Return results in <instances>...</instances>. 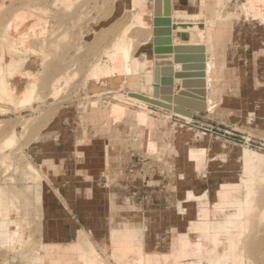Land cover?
<instances>
[{
  "label": "rangeland",
  "instance_id": "obj_1",
  "mask_svg": "<svg viewBox=\"0 0 264 264\" xmlns=\"http://www.w3.org/2000/svg\"><path fill=\"white\" fill-rule=\"evenodd\" d=\"M155 2L0 0V45L18 39L8 62H38L30 101L0 99V264H172L181 248L192 252L187 231L204 219L198 204L215 202L224 183L242 180L246 149L264 157V21L249 0H211L209 17L204 0H169V18L201 16L209 29L210 107L190 122L129 96L153 98L147 83L124 78L109 87L99 80L97 92L87 88L94 68L112 64L122 37L130 68L153 55L154 25L144 28L135 16L141 9L154 22ZM161 7L164 15L165 0ZM24 21L27 33L13 34ZM181 33L188 42L196 31ZM140 110L153 125L140 123ZM191 149L204 150L205 160L191 159ZM258 175L264 180V167ZM262 183L256 218H249L256 222L246 234L238 230L242 264H264ZM118 227L134 235L124 257L110 241Z\"/></svg>",
  "mask_w": 264,
  "mask_h": 264
},
{
  "label": "bare ground",
  "instance_id": "obj_2",
  "mask_svg": "<svg viewBox=\"0 0 264 264\" xmlns=\"http://www.w3.org/2000/svg\"><path fill=\"white\" fill-rule=\"evenodd\" d=\"M67 1H69V0H65V2H67ZM249 3L251 4L252 9L256 12V14H257L256 16H259L262 19V21H264V0H249ZM155 4H156V2H155ZM203 4H204V13L206 15L208 14V17H209L210 16L209 14H211L213 9H214V7H213L214 3H212L211 0H204ZM120 5H121V3H120ZM69 7H70V5L67 6L68 9H69ZM159 10H160L159 11L160 17L165 18L163 15V12H162L161 1H160ZM23 14L25 16V13H23ZM154 14H155V16H154V20H155V18H157L156 6L154 8ZM3 17H4V15H3ZM135 18H136V22L140 26H143L144 28H150V27H153V25H154L152 16L147 14L144 10L140 9L139 12L136 14ZM182 18H185L186 20L182 19ZM188 18H197V19L191 20ZM30 21H27V22L24 21L25 23L22 26L23 28L22 27L17 28V29L15 28L14 32L12 31L13 34L15 32H16V34L19 32L21 33L23 31V29L25 32L26 31L25 29L28 27ZM33 21H35V20H33ZM170 21H171V23H170V26L168 27L170 29V33H169V35L164 36L163 39H161V40H164V41L170 40V46H172L174 49L172 58H174V56L176 57V56H187V55L193 56V57H197V56L199 57L202 55L204 57V61H203L204 75H203V77L200 78V77L195 75V77L190 79L192 82H198V80H203V87L198 88V89H193L191 91L188 90L189 93L186 96H183V99L186 101L205 104L206 107L208 106L207 110L205 108V112H207L209 110L210 101H211L210 97H209V95H207V93H209L208 92L209 91V85L212 82L210 74L208 72V70L210 68L209 61H211V59L209 58L207 48L204 45L205 42H207L209 39L208 26L203 25L204 20H203V17H201V16L173 17V18H170ZM19 22H21V21H19ZM17 23H18V21H17ZM36 24H37V22H36ZM154 29H155V26H154ZM6 30H7V28H6ZM181 31H196V33L195 34L192 33L194 35L190 36V41L185 42L181 38V34H182ZM26 33H27V31H26ZM22 34H24V33L22 32ZM21 35H19V36H21ZM11 37H12V34H11ZM15 37H16V35H15ZM10 39L11 38H9L8 40H5L7 42V44H8V41H10ZM195 39H198L197 42H195ZM153 40H154L153 55L152 56L147 55V58L144 59L143 62L135 63L132 68H130L127 65V59L129 57V52H130V49H129L130 43L127 40H125L123 37L121 39H119L118 41H116V43L112 47H114V50H118V51L114 53L113 59H112V56H109L110 57L109 61L112 60V64L110 66H105V67L97 66L96 70L94 68V71L92 72V74H90L89 78L87 79L88 80L87 84H86L87 88H89L93 92H97V90H98L97 81H99V80L105 82V84L109 87H117L119 85L120 81H122L124 78L126 81L127 80L126 78H129L132 81V83H134V84H139V81H140L141 85L142 84L144 85L147 83V85H149V87H150L149 92H150L151 96L154 98V88L156 86H160V85H157L155 83V71L157 68L155 66L156 59H155V51H154L155 45H156V40H157L155 35L153 37ZM153 40H149V41L152 42ZM174 40H176V41H174ZM16 41L9 43L10 46L7 48L0 45V99H1V96L3 97L4 95L8 96L9 98L11 96V100H13V103H14V101H15V103L16 102L21 103V102L30 101V99L32 97L31 94L34 91L33 86L35 85L34 81L37 77L35 70H36V67L38 65L37 64L38 62L34 61L35 59L31 60V58H30L31 61L30 60H29V62L26 61L27 63H24V64H22L21 62L16 63L15 61L12 62L13 59H10L11 61L9 60L10 62H8V56H10V54H12V53H10L9 48L14 47L18 43V39H16ZM22 41H23V39H22ZM19 43H22V42H19ZM8 53H9V55H8ZM10 58H12V55L10 56ZM213 60H215L214 56L212 58V61ZM213 66H214V63H213ZM182 68H183V63H175L173 65V67L170 69L159 67L160 71L162 72V73L160 72V78L162 77V75L165 76V74H168L167 71H171V73L182 72ZM212 76H215V73ZM206 78H207V80H206ZM32 81H33V85L30 84L32 86H27L28 84L25 85V83H29ZM182 83H183V80L176 79V78L174 79L172 97L179 95L180 92L177 93L178 92L177 90L179 89L178 88L179 86H180L179 91L182 90ZM205 83H206V87H205ZM123 84H124V82H123ZM205 89L207 92L206 94H205ZM197 90L198 91L201 90L203 92V94H200ZM129 96L132 97V94H130ZM132 98H134V97H132ZM157 100H159L161 102H165L164 100H162L160 98H158ZM170 104L174 107L183 108L184 110L186 109L185 107L180 106L178 104L176 105L173 102H171ZM118 106H119V104H113L112 111L117 112L118 110H120V107H118ZM152 107H154V106H152ZM155 108H157V107H155ZM168 112H171V111H168ZM205 112H203V113H205ZM172 114L178 116L185 123V122H190L192 120V116L194 114H201V113L195 112L193 115L189 116V115H186L183 113H176V112L172 111ZM137 117H138L140 123H142L144 126L153 125V119L151 118L150 113H148L144 110H140V111H138ZM16 137H17V134H14L11 137H9L6 140V142L2 145L3 148L5 146L8 147L9 144H12L13 142H15ZM193 140L196 141V139H194V138H193ZM8 142H10V143H8ZM149 146H151V148L153 149V148H155L156 144L154 142H150ZM6 149H8V148H6ZM204 152H205L204 150L201 151V150L191 149V151L189 152L190 158L193 160H197V161H200L202 159L205 160V158L203 156ZM241 158H242V161L244 164V174L242 175V180L238 184L224 183L220 187L218 192L216 193L215 202L211 203L209 201V202H205L202 204L201 203L198 204L200 207H198L197 213H200L201 215L203 214L204 219L199 220L198 222L192 223L189 231H187L188 234H191L193 236V238H191V240H189V242H188L189 243V249L192 248V252H187V250L185 249L186 247L184 248L185 250L183 249V251H181L182 250V248H181L179 252H182V253L180 255L177 254L178 256H180V258L176 259V260H178L176 262H175V260L172 261V264H173V262H175L174 264H184L183 261L185 260V258L186 259L192 258V259H196L198 261H202V263L208 262L209 264H227V263L242 264L243 263V262L240 263L241 262L240 259L244 255L243 254L244 253L243 247L240 244L241 238H242V234L240 232L243 231V233H244V231L250 227V224H253V221H255V219L252 221L249 218H251L253 213H255L254 210L259 209L258 207H256V203H257L256 197H258L257 195L259 194V191H258L259 189L257 190L256 186H257V183H260V185H261V184H263L262 182H264V180H260V177L258 175V170H260L262 167H264V157H261L257 153H253V152L248 151L246 149L244 151V153H242ZM200 162H202V161H200ZM200 162L198 163L199 165H200ZM33 168L34 167L30 166L31 170H33ZM38 171L41 172V170H38ZM41 177H42V175H41ZM172 202H173V200H172ZM258 206H260V205H258ZM127 207H129V205ZM230 210H232V211H230ZM227 211H230V213L228 214ZM256 211L258 212V210H256ZM262 213H264L263 209L261 210L260 214L258 213L259 218L261 217ZM205 214H206V216H209V218L206 217ZM214 215H217V217L219 218V221H216L214 219L215 218ZM252 218H256V215H255V217L252 216ZM259 218L257 216V219H259ZM206 220H208V221H206ZM113 222L114 221H111V224L113 226L117 225V221H115L114 224H113ZM241 228H242V231H238V230H241ZM118 229H119V227H118ZM127 230H129V229H127ZM127 230L126 229L114 230L113 228H111V230L109 232L110 233V241H112L114 251L116 250L115 252H118L119 256L121 255L120 257H124L123 254H127L126 250L128 248L130 249V247H131L130 244L132 243V240H134L133 239L134 235L132 234L133 231L130 234ZM247 231H249V230H247ZM212 233H218V235L213 236ZM188 234H187V236H188ZM244 234H246V233H244ZM135 241H133V243H135ZM243 242H245V241H243ZM202 243L204 244L203 248L198 250L199 246H201ZM245 244H246V242H245ZM192 245H194L196 247L193 248ZM246 245L249 246L248 242ZM92 249H94V251H92V253L93 252L95 253V252H98L97 249H99V247L94 245V247H92ZM189 249H188V251H190ZM246 249H248V248H245V250ZM129 253H131V252L129 251ZM191 253H193V255H192L193 257L190 255ZM147 256H148V254H147ZM154 256H156V255H154ZM178 256H176V257H178ZM95 257H97V255ZM248 257H251V256H248ZM157 258H159V256H157L156 259ZM246 260H248V259H246ZM198 261H197V263L199 264ZM208 263H206V264H208ZM195 264H196V262H195Z\"/></svg>",
  "mask_w": 264,
  "mask_h": 264
},
{
  "label": "water",
  "instance_id": "obj_3",
  "mask_svg": "<svg viewBox=\"0 0 264 264\" xmlns=\"http://www.w3.org/2000/svg\"><path fill=\"white\" fill-rule=\"evenodd\" d=\"M160 1L156 0V16L154 20V35L156 37V45H155V83L160 86H156L154 88V98L146 97L143 95L138 94H132V97L140 99L147 104L162 108L166 111H174L176 113H183L186 115H193L196 113H203L205 112V104L203 103H195L191 101H186L183 99V96H186L191 90L198 89L203 87V80H198V82H192L190 79L198 76L200 78L203 77V61L204 57L197 56H174L172 58L174 49L172 46H170V40H161L164 36L169 35L170 29L168 28L170 26V7H169V0H165V18H161L159 15V7H160ZM185 19V18H182ZM188 19H197V18H188ZM186 20V19H185ZM175 63H183L182 72L179 73H171V71H167L168 74H165V76L162 75L160 78V69L162 68H172ZM196 71V72H195ZM162 73V72H161ZM181 79L183 80L182 83V90L180 91L179 95H176L172 97L173 95V85H174V79ZM198 91V90H197ZM200 94H203V92L200 90L198 91ZM158 98L164 100L165 102H161L157 100ZM173 102L176 105H180L185 107L178 108L172 106L170 103Z\"/></svg>",
  "mask_w": 264,
  "mask_h": 264
},
{
  "label": "crops",
  "instance_id": "obj_4",
  "mask_svg": "<svg viewBox=\"0 0 264 264\" xmlns=\"http://www.w3.org/2000/svg\"><path fill=\"white\" fill-rule=\"evenodd\" d=\"M206 77H207V76H206ZM206 80H207V78H206ZM205 84H206V83H205ZM205 87H206V85H205ZM178 88H179V87H178ZM178 88H177V89H178ZM177 89H176V90H177ZM179 89H180V88H179ZM179 89L177 90V91H178L177 93L180 92ZM206 93H207V92H206V89H205V94H206ZM205 103H206V102H205ZM206 105H207V104H206ZM207 107H208V106H207ZM207 107H206V110H207Z\"/></svg>",
  "mask_w": 264,
  "mask_h": 264
}]
</instances>
